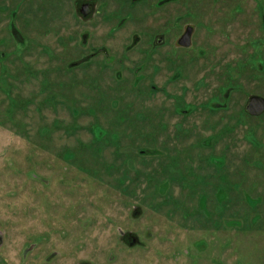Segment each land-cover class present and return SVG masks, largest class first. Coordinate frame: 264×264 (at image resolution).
<instances>
[{
	"label": "rangeland",
	"instance_id": "1",
	"mask_svg": "<svg viewBox=\"0 0 264 264\" xmlns=\"http://www.w3.org/2000/svg\"><path fill=\"white\" fill-rule=\"evenodd\" d=\"M151 1L134 15L154 9L144 25L168 34L150 60L170 67L145 71L147 92L125 69L148 37L123 62L97 53L120 52L135 22L0 0V264H264V115L245 110L264 97V0ZM85 31L94 50L80 49ZM213 95L217 128L201 108ZM182 96L198 107L189 135Z\"/></svg>",
	"mask_w": 264,
	"mask_h": 264
},
{
	"label": "flooded vegetation",
	"instance_id": "2",
	"mask_svg": "<svg viewBox=\"0 0 264 264\" xmlns=\"http://www.w3.org/2000/svg\"><path fill=\"white\" fill-rule=\"evenodd\" d=\"M75 1H76V10L80 14V17H81V19L83 21H87V20L90 21L93 17L97 16L98 12H101V13L105 12L107 15H104L102 17H104L109 22L110 21H118V23H119V22H121V20L123 18L124 19L119 24H123V22L124 23L125 22L126 23L127 22H131V24H132V22H135V23H133L134 31H132V33L130 35V40L126 41V43L123 44L124 47H122V49L120 50L121 53L118 52V50L112 53L110 50H113V49H110V48L107 49L106 51H104V50L97 51V53L98 52L99 53H103L106 56H108L107 53L115 54L116 56L119 57L118 58L119 62H123L126 59L124 54L126 52H128V51H131L133 48L135 50V47L138 46V44H140L143 47V40L145 39V37H148L147 41H146V45H145L146 48L143 47V51H142L143 53L141 55V60L143 62L139 63V64H143V65L134 64L132 67H130L129 69H125V70L133 71L135 74H138V73L141 72V74L137 75V79H135L134 82H133V83H135V87H137V86L139 87L141 85L144 89H146L147 92H148L149 88L152 89L151 92L155 91V89L158 88V85L155 82V80H153V79L157 75L161 76V75H165L167 73L166 70H169L170 60L168 61L167 65H165L163 67V66H160L159 64H154V62H151L150 59L152 58V56L154 57V55H157L158 54L157 52L159 50L160 51H164L165 50L164 49V44H165V41H166V35L168 34V31H166V29H163L161 32L160 31H155L153 29L154 28L153 26H155L153 22L147 23L148 25L152 26V28H149V27L144 25L145 21H147L146 19L150 18L149 17L151 15L150 12H153L154 9H151V11H149V10L147 11V14H146V17H145L146 19H143L144 17H142V19H139V18H136V16L134 15V13H137L138 10H143V9H149L150 8V5H148V4H141L144 1H148V0H112L111 3L106 4L104 6L106 8V10L104 9L103 12L102 11H98L97 12V10H98V8L101 7V5H100L101 1H104V0H101V1H99V0H75ZM98 2H99V4H98ZM148 3H150L154 7H156V5H157L158 8H161V7L162 8H166V6H167V3H165V2L160 4L159 2L156 3L154 0L151 1V2H148ZM164 19H165V17H164ZM120 27L117 26L114 29L115 31L113 32V34L108 33V35H110L109 38H112L114 33H116ZM111 28L113 29V27H111ZM163 28H165V26ZM148 29H151V31L147 32L146 30H148ZM143 30L145 31V34H144ZM188 30H191L190 46H187V47L186 46H182L183 48H187V49L189 47H191V45H192V37H193V34L195 33V29L193 27H190V26L187 27L185 33ZM93 35H95V34L94 33L92 34V33L88 32V31H85V32H83V34H81V36H80V44L79 45H82L83 47L80 48V49H83V50L84 49H86V50H94L93 44H90L92 38H94ZM94 39H93V42H95ZM105 40L109 41V39H105ZM61 44H64V42L62 41ZM92 54H96V53H94V51H93ZM169 55H170V53H169ZM199 55H201V54H199ZM165 59L168 60L169 57L166 56ZM212 67L216 68L217 67V62L212 63ZM145 71H150L152 73L153 79L150 82H148V75L145 73ZM210 71H211V76H214V75L217 74V69L210 70ZM184 72L185 71L182 69V77L184 75ZM121 75H122V73H121ZM180 76H181V73L179 72L178 73V77H180ZM122 77H123V75H122ZM204 77L200 78L197 81L198 88L202 89V88L208 87L209 81L206 78H204ZM129 82H131V81L130 80L129 81L121 80V86H120L119 93L122 92L123 89L127 88V84ZM120 96L121 95H119V97ZM142 96L144 97V94H142ZM256 96H258V95H256ZM143 97H141V99ZM164 98L166 99V97H164ZM225 98L229 99V97H225ZM186 99H187L186 96H182V104H188L186 102ZM220 101H222V100H220L218 97L213 95V96H211L208 99L207 102L202 103V106H201V108L203 110L207 111V113H206L207 117L209 119H211L210 123H211V121L213 122L214 119H215V121L213 123H215L216 128L218 127L217 126L218 125V122H217L218 117L214 116V115H217V113H218L217 111H218V107L220 106V103H221ZM224 101H226V100H224ZM223 104L221 103V105H223ZM196 107L193 106V105H189V108H185V109L183 108L182 109V128L180 127L178 129L182 130V133H184V135H189L190 133H192V131L195 132L196 129L199 128V125H197L198 127L195 128L197 123L192 126L193 123L188 121L187 118H186V115L189 114L194 109H196ZM209 108H211V109L209 110ZM245 110H246V107H245ZM247 113L250 114L249 112H247ZM250 115H252V114H250ZM262 115H264V113L259 115V116H254V115H252V116L260 117ZM206 122H208L207 119H206ZM232 123H233V119L232 118H230V119L227 118L226 125H225V127H223V129H227L228 128L227 131L233 130ZM207 147H212V145L210 144ZM207 166H208V164H207ZM210 166H212L214 168L215 164L213 165V163H212V165H210ZM195 168L197 169V166ZM199 168L200 167L198 166V169Z\"/></svg>",
	"mask_w": 264,
	"mask_h": 264
},
{
	"label": "water",
	"instance_id": "3",
	"mask_svg": "<svg viewBox=\"0 0 264 264\" xmlns=\"http://www.w3.org/2000/svg\"><path fill=\"white\" fill-rule=\"evenodd\" d=\"M191 30H188L179 40L181 46H190ZM246 111L254 116L264 113V97L252 96L246 104Z\"/></svg>",
	"mask_w": 264,
	"mask_h": 264
}]
</instances>
